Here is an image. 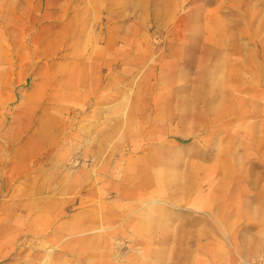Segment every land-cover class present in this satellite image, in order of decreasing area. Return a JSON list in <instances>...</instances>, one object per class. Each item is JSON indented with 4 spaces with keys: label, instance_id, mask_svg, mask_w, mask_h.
Returning a JSON list of instances; mask_svg holds the SVG:
<instances>
[{
    "label": "rangeland",
    "instance_id": "rangeland-1",
    "mask_svg": "<svg viewBox=\"0 0 264 264\" xmlns=\"http://www.w3.org/2000/svg\"><path fill=\"white\" fill-rule=\"evenodd\" d=\"M243 250H264V0H0V264Z\"/></svg>",
    "mask_w": 264,
    "mask_h": 264
},
{
    "label": "crops",
    "instance_id": "crops-1",
    "mask_svg": "<svg viewBox=\"0 0 264 264\" xmlns=\"http://www.w3.org/2000/svg\"><path fill=\"white\" fill-rule=\"evenodd\" d=\"M237 252L233 256V260L230 262V264H242L243 259H250V258H255L258 260L263 261L264 260V250H247V251H240L238 252V257Z\"/></svg>",
    "mask_w": 264,
    "mask_h": 264
}]
</instances>
